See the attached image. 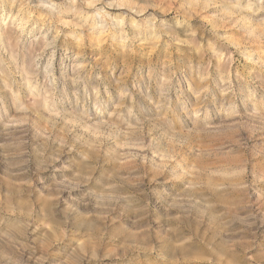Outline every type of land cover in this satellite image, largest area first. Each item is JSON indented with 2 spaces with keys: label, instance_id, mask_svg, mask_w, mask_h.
<instances>
[{
  "label": "rangeland",
  "instance_id": "1",
  "mask_svg": "<svg viewBox=\"0 0 264 264\" xmlns=\"http://www.w3.org/2000/svg\"><path fill=\"white\" fill-rule=\"evenodd\" d=\"M0 264H264V0H0Z\"/></svg>",
  "mask_w": 264,
  "mask_h": 264
}]
</instances>
